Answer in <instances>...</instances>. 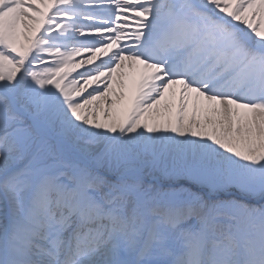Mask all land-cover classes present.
I'll return each mask as SVG.
<instances>
[{
    "label": "snow or ice",
    "instance_id": "6c2138e0",
    "mask_svg": "<svg viewBox=\"0 0 264 264\" xmlns=\"http://www.w3.org/2000/svg\"><path fill=\"white\" fill-rule=\"evenodd\" d=\"M0 264H264V0H0Z\"/></svg>",
    "mask_w": 264,
    "mask_h": 264
}]
</instances>
